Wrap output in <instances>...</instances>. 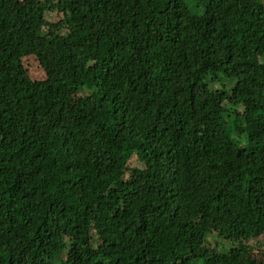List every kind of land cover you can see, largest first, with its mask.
I'll use <instances>...</instances> for the list:
<instances>
[{"label": "trees", "instance_id": "obj_1", "mask_svg": "<svg viewBox=\"0 0 264 264\" xmlns=\"http://www.w3.org/2000/svg\"><path fill=\"white\" fill-rule=\"evenodd\" d=\"M247 232L264 0H0V264H255Z\"/></svg>", "mask_w": 264, "mask_h": 264}, {"label": "rangeland", "instance_id": "obj_2", "mask_svg": "<svg viewBox=\"0 0 264 264\" xmlns=\"http://www.w3.org/2000/svg\"><path fill=\"white\" fill-rule=\"evenodd\" d=\"M191 6H202V0H187ZM56 16L50 18L51 22H54ZM24 66L29 74L37 80L46 79V83L51 82L54 78H47L45 76L44 71L39 63V61L35 57H26L24 58ZM198 95V94H197ZM196 95V97H197ZM80 96V95H79ZM78 98L75 100V102ZM202 104H204L202 99ZM238 237V236H237ZM241 239L245 241V244L248 246V252L244 256V262H254L255 264H263L264 262V237L260 235H255L252 232L243 233L240 235ZM170 240V242L175 243L174 238H171L169 235L164 236V240ZM176 244V243H175Z\"/></svg>", "mask_w": 264, "mask_h": 264}, {"label": "clouds", "instance_id": "obj_3", "mask_svg": "<svg viewBox=\"0 0 264 264\" xmlns=\"http://www.w3.org/2000/svg\"><path fill=\"white\" fill-rule=\"evenodd\" d=\"M153 166H154V165H152V167H151V168H153Z\"/></svg>", "mask_w": 264, "mask_h": 264}]
</instances>
